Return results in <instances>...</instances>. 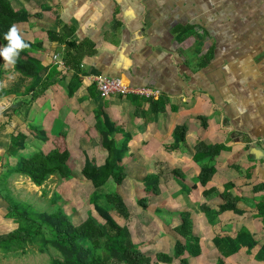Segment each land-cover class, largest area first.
<instances>
[{
  "label": "crops",
  "instance_id": "obj_1",
  "mask_svg": "<svg viewBox=\"0 0 264 264\" xmlns=\"http://www.w3.org/2000/svg\"><path fill=\"white\" fill-rule=\"evenodd\" d=\"M9 1L14 9L29 13L15 27L24 40L41 44L31 56L42 64V79L49 85L31 103L18 106L27 115L24 119L15 112L6 118L0 129V172L12 169L35 147L46 152L55 144L68 150V164L77 156L68 143L71 133L81 134L76 147L84 149L85 158L101 164L106 153L97 150L100 136L94 115L101 110L119 131L130 134L122 158L126 176L108 192L116 191L124 204L134 197L131 207L137 217L130 215L126 204L127 218L115 211L116 216L110 215L128 228L142 252L171 254L174 242L184 243L175 227L179 214L186 212L200 248L196 256L184 253L189 264H215L221 255L213 237L234 236L240 229L249 232L255 245L222 257L224 264H264L258 256L264 247V0ZM47 31L82 45L79 86L71 96L67 84L74 71L65 63V44L49 39ZM54 54L63 66L55 63ZM94 76L119 77L132 87L153 88L159 92L156 98L165 99L164 109L153 112L138 96L135 102L129 95L101 98ZM4 99L7 96L0 99V117L6 108H15ZM180 124L186 125L184 141L169 149L173 129ZM17 132L26 136L25 147L9 156L5 149ZM87 132L96 134L97 145L84 138ZM40 133L45 140L38 138ZM114 137L118 142L123 139L120 132ZM197 141L224 146L212 159L201 160L214 168L204 185L197 180L200 163L193 160ZM173 171L181 174L185 187ZM151 173L159 177L157 195H147L141 182ZM12 175L17 174L8 178ZM225 184H230L227 191L239 212L226 210L211 219L212 210L225 202L221 196ZM136 196L147 198L145 209ZM134 201L141 209H135ZM173 261L179 264L177 259L170 264Z\"/></svg>",
  "mask_w": 264,
  "mask_h": 264
},
{
  "label": "trees",
  "instance_id": "obj_2",
  "mask_svg": "<svg viewBox=\"0 0 264 264\" xmlns=\"http://www.w3.org/2000/svg\"><path fill=\"white\" fill-rule=\"evenodd\" d=\"M29 13L25 9H14L9 0H0V45L4 47L7 40L4 34L9 27L17 22L27 20ZM19 34V33H18ZM49 39L59 40L65 44V63L73 69V76L67 84V95L71 96L79 86L77 72L84 51L81 44L66 41L64 37L54 32L47 31ZM22 38V37H21ZM22 40H24L22 38ZM29 47L20 51L15 64H11L12 70L19 75L21 82L28 80L23 88L22 94L27 97L19 106H26L48 87V82L42 79L44 68L40 61L31 56V53L40 50L39 42H29ZM4 70L0 67V80ZM13 87L0 88V99L10 93H16ZM129 100L135 102L137 96L129 95ZM153 112L164 109L165 99L151 97L146 99ZM95 129L100 136V143L106 156L101 164L95 163L93 159L85 158L80 173L88 180L94 191L89 195V203L93 205L94 211L102 219L98 221L92 215H87L81 222L74 224L67 214L61 209L53 211H36L31 205L15 202L1 195L8 204L6 206V216L13 217L16 227L6 233L0 234V253L2 255H16L19 253L37 252L48 254L49 264H170L173 259H177L179 264H189L183 257L187 252L191 256H196L200 252L197 238L191 233V222L186 212L179 214L180 222L175 227V231L185 238V242L177 240L173 244L172 253L156 252L154 255L141 251L139 246L133 241L128 228L119 225L110 215L113 210L117 215L127 218V210L122 197L116 191L101 193V188L112 181L120 184L126 176L125 166L122 158L127 153V141L130 138L128 132L120 130L109 121L105 113L98 110L95 114ZM120 132L123 136L118 142L114 134ZM186 125L175 126L172 132L173 142L168 147L175 149L180 142L184 141ZM40 140H45V136L38 134ZM26 136L22 132H17L10 136L9 144L5 149L7 155H15L25 147ZM221 144H205L197 141L194 145L195 152L193 160L199 162V173L197 180L201 185L207 183L214 173L213 165L208 162H201L206 156L214 157L221 149ZM69 152L66 147L55 144L53 149L44 152L39 147H35L29 155L20 156L14 167L6 168L1 173L3 177H8L12 173L25 176L35 186H41L50 176L67 178L71 175L70 167L67 164ZM173 176L181 188L185 184L180 179L181 174L173 171ZM142 185L146 194H159V177L156 173L147 174L142 179ZM3 189L5 188L4 182ZM230 184H225L222 192L224 203L218 210H212L211 219H214L220 212L233 210L239 212L235 206L234 198H231L227 191ZM9 194V193H8ZM54 198V197H53ZM52 198V201H55ZM233 199V200H232ZM101 203V204H100ZM137 204L143 209L146 208L147 198L137 199ZM215 247L220 253V257L215 264H224L222 257L235 254L241 247H246L247 251L255 245L252 236L245 229H240L234 236L215 235L212 239ZM259 259L264 258V247L259 250Z\"/></svg>",
  "mask_w": 264,
  "mask_h": 264
},
{
  "label": "rangeland",
  "instance_id": "obj_3",
  "mask_svg": "<svg viewBox=\"0 0 264 264\" xmlns=\"http://www.w3.org/2000/svg\"><path fill=\"white\" fill-rule=\"evenodd\" d=\"M0 48L3 47L0 46ZM0 67H2V69L4 70V73L0 80V88L13 87L15 90H17L15 91L16 93L8 94L7 100L4 99L5 104H11L12 108L13 106H15V108L13 110L11 108H6L4 110L5 113L3 112V115H1L2 117H0V129H3L5 127V123L8 122L6 121V118L14 112L15 114H19L21 116L19 118L22 119L27 116L24 114L23 110L18 108L23 100H27V97H24L25 95L22 94L23 88L27 84V80L21 82L19 79V75L12 70L11 64L5 62L2 57H0ZM1 106H3V104ZM78 135L81 134L71 133V137L68 135V143L71 144L70 148L77 153V156L73 155L68 162L71 175L67 178L50 176L41 186H35L25 176H20L18 174L14 176L12 175L11 177L13 179L16 178L15 180H13L12 178L9 179V176H2L1 173L5 171L0 172V234L14 229L17 224L13 217L6 216V206L8 203L1 198V195L3 194H7L6 197H9L10 200H13L15 202L29 204L39 212L53 211L59 208L68 215L72 222L86 218L87 215H92L98 221H102V219L94 211L93 205L89 203V195L94 191V189H92V187H89V181L86 180L80 173V169L84 164L83 158L87 157V153L83 148L82 150H80L79 148L77 149L76 146ZM82 135L85 139H90L89 143L92 142L93 145H97L94 140V138H96V134L94 132H87L83 133ZM99 145H97L98 152L104 151V149L101 148L102 146ZM81 159L82 161H80ZM3 182L5 184V188L7 189H3ZM113 186H115V184L110 180L106 185H104L103 188L100 189L99 192L103 194L111 190ZM116 187L117 186H115V188ZM123 187L126 188V186ZM140 197L142 196H136V199ZM52 198L55 201H52ZM125 198L126 197H124V199ZM133 200H135L134 197L132 200L126 199L125 204L127 206V210H129L130 212V215H132L133 217H137L135 214V210H133L134 208L131 207L132 205H134V203H132L131 205V202H133ZM135 206V209H141V207H139L137 204ZM110 212L113 214V216H116V213L113 210H111ZM166 216H168V214L164 215V217ZM145 244L148 245V241H145ZM146 251L151 254L153 253V251L149 249H147ZM169 251L171 252V249ZM48 256V254H39L37 252H26L16 255H2L0 253V264H49ZM176 263L177 261H173L172 264Z\"/></svg>",
  "mask_w": 264,
  "mask_h": 264
},
{
  "label": "built area",
  "instance_id": "obj_4",
  "mask_svg": "<svg viewBox=\"0 0 264 264\" xmlns=\"http://www.w3.org/2000/svg\"><path fill=\"white\" fill-rule=\"evenodd\" d=\"M57 65H64L63 61L57 54L52 56ZM96 92L99 97L105 98L111 95L127 96L135 95L145 99L156 97L158 91L150 87H132L125 84L119 77L113 76H94Z\"/></svg>",
  "mask_w": 264,
  "mask_h": 264
},
{
  "label": "clouds",
  "instance_id": "obj_5",
  "mask_svg": "<svg viewBox=\"0 0 264 264\" xmlns=\"http://www.w3.org/2000/svg\"><path fill=\"white\" fill-rule=\"evenodd\" d=\"M4 38L7 40V44L0 48V57L9 64H15L20 51L28 48L29 44L22 40L15 25L9 27Z\"/></svg>",
  "mask_w": 264,
  "mask_h": 264
}]
</instances>
